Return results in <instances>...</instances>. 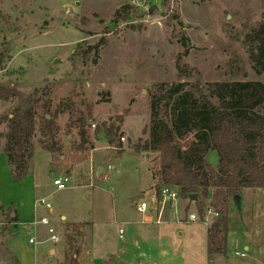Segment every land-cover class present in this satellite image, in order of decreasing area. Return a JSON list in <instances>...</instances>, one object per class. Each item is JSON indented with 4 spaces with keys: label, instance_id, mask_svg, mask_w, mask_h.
Wrapping results in <instances>:
<instances>
[{
    "label": "rangeland",
    "instance_id": "rangeland-1",
    "mask_svg": "<svg viewBox=\"0 0 264 264\" xmlns=\"http://www.w3.org/2000/svg\"><path fill=\"white\" fill-rule=\"evenodd\" d=\"M263 23L264 0H0V87L18 91L0 97V146L5 147L10 126L5 117L30 105L38 166L47 165L51 153L55 168L90 161L93 172L86 183H77V170L70 177L57 172L52 174L51 194L45 196L52 206H64L72 220L73 213L91 218L85 230L87 246L112 250L120 245V229L132 240L137 229L134 247L139 257L133 263L205 264L208 226L189 219L191 214L200 216L197 203L178 198L166 205L162 222L156 221L154 210L143 214L152 218L150 222L142 220L134 205L140 194L150 206L157 197L152 199L149 192L153 189L157 195L160 153L143 148L149 141L150 103L159 87L178 82L193 93L200 83L264 82V72H256L244 42L245 35ZM102 37L107 43L96 49ZM161 104L164 107V99ZM44 115L54 121L53 136L40 133ZM79 119L86 143L81 142ZM113 124L118 128L114 146L105 135ZM124 134L128 139L122 141ZM53 142L60 150H48ZM95 146L103 147L93 152ZM111 153L116 157L110 159ZM207 159L212 178L217 163L211 154ZM99 166L104 168L102 175H97ZM66 177L64 189L53 186L56 178ZM14 181L0 159V202L10 204L19 194ZM214 192L211 187L205 205L215 201ZM6 214L0 213V264H43V256L53 258L51 244H39L46 236L43 228L36 231L37 243L32 244L24 227L16 230ZM227 214V264H264V188H244L241 208L232 200ZM46 216L71 243L63 262L54 264H75L83 232L62 231ZM15 232L16 254L10 249ZM245 246L247 258L237 257L236 252L247 253Z\"/></svg>",
    "mask_w": 264,
    "mask_h": 264
},
{
    "label": "trees",
    "instance_id": "trees-1",
    "mask_svg": "<svg viewBox=\"0 0 264 264\" xmlns=\"http://www.w3.org/2000/svg\"><path fill=\"white\" fill-rule=\"evenodd\" d=\"M247 52L257 73L264 72V23L252 28L244 39ZM102 37L95 48L105 45ZM179 67L178 75L182 77ZM18 95L10 87H0V97ZM165 100L164 107L162 101ZM151 121L149 141L143 148L160 153L161 170L157 190L164 184L179 189L180 197L188 199L190 193H198L199 213L204 214L210 188H215V201L211 206L218 212L209 226L208 249L211 253L225 250L228 232L227 209L233 197L244 188H264V82L251 80H226L200 83L196 93L185 88L184 82L159 87L150 103ZM164 109V116L161 110ZM5 151L15 181L26 175L28 164L35 152L31 140L35 132L31 106H20L12 115ZM82 143L88 142L82 119H79ZM117 127H107L105 135L114 146ZM43 137L54 135V121L44 115L40 127ZM192 139L183 144V139ZM43 140H45L43 138ZM46 142V141H45ZM54 142L47 144L49 151ZM120 147V145H116ZM141 148H137L139 150ZM218 155L216 171L211 178L207 155ZM223 206V207H222ZM222 207L223 209H221ZM8 221L17 219L7 215ZM5 228V227H4Z\"/></svg>",
    "mask_w": 264,
    "mask_h": 264
},
{
    "label": "crops",
    "instance_id": "crops-1",
    "mask_svg": "<svg viewBox=\"0 0 264 264\" xmlns=\"http://www.w3.org/2000/svg\"><path fill=\"white\" fill-rule=\"evenodd\" d=\"M102 147L103 146L101 147L95 146L92 150L93 152L98 151V150H101ZM37 151H39V149H35L33 157L31 158L28 164L26 175L22 179L13 182L14 188H16L14 192H19V194L17 196H14L13 199H11L10 204H6L4 200L0 202V213L2 212L4 213L5 211L7 212L6 216L8 214H11L12 216L16 215L17 219L15 221H12V223L15 224L16 226V230L18 227H21V226H23L25 229L26 226L29 223H31L34 219H37L41 216H46L47 214L52 217L54 222H58L57 224H59V227H61L62 231H66L67 233L83 232V239H82L80 248L75 252L73 256L75 264H135L133 263V259L139 257L137 253L135 252L136 249L134 247L137 244V240H136L137 234H138V232L136 231L137 229H135L131 235L132 237H135V240L126 239L124 235L123 237H120L118 235L119 238L121 239L120 245L112 250H109L108 246H105L102 249H100L98 245H88L87 246L85 230H86V226H88L89 223H93L90 217L86 219H82L81 216L78 217L75 213H73L74 218L72 220L69 214L66 212V208L64 206L60 208H56V206L53 205L50 209H48L44 206L36 204L37 199L41 197H45V196L46 197L50 196L51 192L49 188L50 186H52L51 185L52 174L55 175L57 172L66 173L68 177H70L72 173H74L77 170L78 173L76 172L75 180L77 181L78 184H81V183H86L87 180L89 179L90 174H92L93 172L92 168L89 166L90 161L88 160H84L81 162L78 161L77 163L73 165L71 164L70 166L66 168H63V167L55 168L53 165V153L51 152H50L51 156L49 159V163L45 165L43 168H41L40 166H38L39 161L35 159ZM214 152L213 151L209 152L207 155V158L211 154V157H213L214 161L217 163L218 155H216L217 153L215 154ZM116 154L117 153H111L110 159L115 158ZM0 159H3L5 161V166L7 167L9 171V177H13L12 168L7 158V153L5 151V148L2 145L0 146ZM64 164H67V162H64ZM80 166L81 167L83 166V168L80 169ZM102 174H104V168L100 175ZM84 175L87 177H84ZM55 177H60V176L56 175L54 176V178ZM151 179H152V176H151ZM63 180H65V183L67 186L68 178L67 177L63 178ZM52 183H53V186H56L54 184V181ZM56 188L59 189L57 186ZM149 193L153 195V197L151 198L154 199L155 197L154 190L153 189L150 190ZM143 197L144 196L140 194L138 199H141ZM182 199H186V198H182ZM137 201H135L134 205H136ZM206 203H208V201H206ZM168 211L169 210H167V212ZM140 214L142 215V218H143L144 215L142 213ZM229 214H227L228 215L227 216L228 232L226 236L225 250L223 252L211 253L209 251L208 249V238H209L208 229L210 225L205 223L208 226L207 234L205 238V250H206V257L204 261L205 264H217L219 262H224V264H227L228 243L231 238L229 236L230 235L229 234V231H230ZM144 217L145 219H142V220H145L146 222H150L152 220V218L148 215ZM164 217L165 215L163 216V218ZM202 217H204V214L202 215ZM209 219H211L213 223L216 218L209 216ZM40 227L44 229V233L46 234V236L44 239H42L39 242V244L44 245L45 243H50L51 245L48 251H49V255L53 257L51 260L49 259L45 260V256H43L42 258V260L44 261L43 264H54L57 261H62L65 258V256L69 253L71 243H69V241H67V239H65L64 236L62 237L61 241L56 244L45 241L47 237L46 228L43 225H38L36 231H38ZM180 234L183 235L184 232H180ZM16 235H17V232H15L10 242V249L14 253L15 251H14V246H13V240ZM84 245L87 247L85 248ZM245 249L247 251V253L245 252L246 254L245 256H240V255H237L236 253L235 255L242 259L247 258L249 247L245 246ZM176 264H179V263H176ZM242 264H246L245 261H243Z\"/></svg>",
    "mask_w": 264,
    "mask_h": 264
},
{
    "label": "built area",
    "instance_id": "built-area-1",
    "mask_svg": "<svg viewBox=\"0 0 264 264\" xmlns=\"http://www.w3.org/2000/svg\"><path fill=\"white\" fill-rule=\"evenodd\" d=\"M92 126L95 127L96 124H92ZM121 139H122V141L127 140L128 135L124 134L121 137ZM111 168H112L111 165L108 164L107 170H111ZM54 184L59 189H63L66 187L65 180H63L62 178H56L54 180ZM155 196H157L156 200H154V201L152 200L150 202L152 207L146 202V200H144V197H143L137 201L136 209L142 214H146V213L152 212L154 210L156 213V217H157L156 221L162 222L166 205L169 203H173L178 198H180V192L176 186L171 185V184H164L158 189L157 195H155ZM36 204L44 206L48 209H50L52 207L50 200L45 198V197H41V198L37 199ZM209 216L216 218L218 216V212L214 209L213 206H211L210 204H206L204 207V217H201V216H198L195 214H191L189 219L191 221L202 220L204 223L211 225L212 220L209 219ZM38 225H43L46 228L47 237H46L45 241L52 242L55 244L59 243L61 241V239L64 235L63 232H60L58 227H56L57 225L55 226L52 223L50 217L41 216L37 219H34L25 228V233L28 236L30 243H32V244L37 243L35 234H36V229H37ZM119 236L123 237V230L122 229L119 230ZM236 254L240 255V256L246 255L245 252H236Z\"/></svg>",
    "mask_w": 264,
    "mask_h": 264
},
{
    "label": "water",
    "instance_id": "water-1",
    "mask_svg": "<svg viewBox=\"0 0 264 264\" xmlns=\"http://www.w3.org/2000/svg\"><path fill=\"white\" fill-rule=\"evenodd\" d=\"M102 170H103V166H99L98 170H97L98 175L101 174ZM188 199L190 201H192V202H195V203H199V201H200L199 194L196 193V192L195 193H190L188 195ZM233 201H234V203L236 204V206L238 208H241V195L240 194L235 195L233 197Z\"/></svg>",
    "mask_w": 264,
    "mask_h": 264
}]
</instances>
